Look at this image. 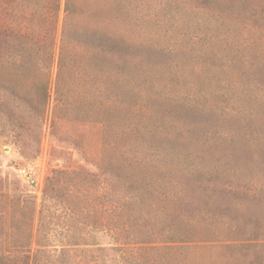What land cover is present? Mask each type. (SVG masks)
Instances as JSON below:
<instances>
[{
  "label": "trees",
  "instance_id": "obj_1",
  "mask_svg": "<svg viewBox=\"0 0 264 264\" xmlns=\"http://www.w3.org/2000/svg\"><path fill=\"white\" fill-rule=\"evenodd\" d=\"M248 13L264 25V0H0V134L38 145L53 96L52 137L97 170L46 177L34 249V204L0 175V264H75L97 233L120 264H264V148L186 120L264 95L241 80L264 61Z\"/></svg>",
  "mask_w": 264,
  "mask_h": 264
},
{
  "label": "rangeland",
  "instance_id": "obj_2",
  "mask_svg": "<svg viewBox=\"0 0 264 264\" xmlns=\"http://www.w3.org/2000/svg\"><path fill=\"white\" fill-rule=\"evenodd\" d=\"M64 1V0H63ZM63 17V6L60 15V20ZM247 21L254 25L264 27L262 22H259L256 18H253L250 13L246 15ZM61 25V22H60ZM264 38V31L260 33ZM264 51V48L261 49ZM154 64L163 65L166 61L160 56L153 58ZM163 62V63H161ZM55 72L52 79V91L55 82ZM261 75L264 74V61L260 67ZM261 75H249L241 77L242 81L248 79H255L259 83L264 84V79L259 77ZM253 98H257L256 101L246 100V102L233 104L234 109L238 111L237 118L234 117V109H228L229 115L219 116V113L210 116L207 113L201 112L200 114H189L186 120L190 122L188 130L195 131L198 135L196 137H202L207 130H217V132H227L231 138L226 140L224 145H242L248 144L252 139L256 145V150L264 148V95L260 91H255ZM53 96L50 102V106L47 113L46 122L42 129V138L40 143L34 144L29 142V146H23L8 135L0 134V175L8 181V194L12 197H18L27 199L34 204V229H33V243L32 249L35 248V235L36 227L38 223L39 211L43 203V189L45 179L53 170L57 169H72L78 165H85L91 171H97L95 167L90 164H86L81 158L79 153L68 143L59 142L51 135L50 121L53 108ZM26 115H29V111L21 109ZM218 136V135H215ZM39 148V152L34 155V150ZM245 192V190H244ZM258 194H264V188ZM251 204V203H250ZM261 202L256 205L251 204L249 209L255 211V213L264 217V206ZM54 207L53 210H55ZM50 234L56 235L57 238L66 237L70 235H78L77 231H67L62 229V226L58 227L51 225L48 230ZM97 239L100 246L104 247L103 251H98L96 247L82 246L72 249L70 251L71 261L75 264H120L118 253L112 248L111 239L104 233H97ZM34 251H32L33 254Z\"/></svg>",
  "mask_w": 264,
  "mask_h": 264
}]
</instances>
